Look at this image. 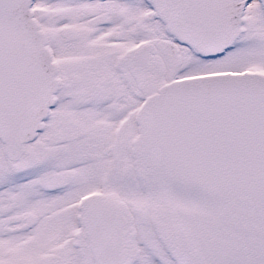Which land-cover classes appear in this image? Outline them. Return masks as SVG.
<instances>
[{"label": "snow or ice", "instance_id": "obj_1", "mask_svg": "<svg viewBox=\"0 0 264 264\" xmlns=\"http://www.w3.org/2000/svg\"><path fill=\"white\" fill-rule=\"evenodd\" d=\"M0 264H264V0H0Z\"/></svg>", "mask_w": 264, "mask_h": 264}]
</instances>
